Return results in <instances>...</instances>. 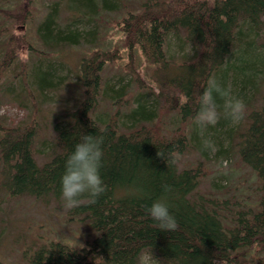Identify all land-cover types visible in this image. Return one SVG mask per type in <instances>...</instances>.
Instances as JSON below:
<instances>
[{
	"label": "trees",
	"instance_id": "obj_1",
	"mask_svg": "<svg viewBox=\"0 0 264 264\" xmlns=\"http://www.w3.org/2000/svg\"><path fill=\"white\" fill-rule=\"evenodd\" d=\"M40 4L46 12L38 20ZM111 13L119 14L115 23L122 33L112 47L106 39ZM79 22L85 30L76 27ZM83 45L91 48L68 83L55 62L64 64L67 48ZM23 47L28 57L20 61ZM122 50L132 59L130 80L116 89L103 81V72L122 59ZM0 51V86L19 85L18 97L28 95L37 111L24 122L0 123V178L9 195L63 199L65 162L82 133L104 137L100 174L106 190L95 203L85 194L65 218L91 220L95 235L91 230V239L78 247L43 241L25 253L23 264H139L145 255L160 264H264V0H0ZM34 57L49 64L41 67ZM212 79L246 105L245 123L234 131L225 127L230 118L215 92L218 123L203 131L194 123L198 97ZM60 91L74 104L56 118L54 152L40 164L39 107ZM104 100L112 108L106 116L97 112ZM170 112L178 124L164 132L161 114ZM200 131L221 147L225 136L237 151L257 180L253 202L198 192L207 167L202 159L182 165V158L196 147ZM157 199L169 205L176 231L160 230L148 215Z\"/></svg>",
	"mask_w": 264,
	"mask_h": 264
},
{
	"label": "rangeland",
	"instance_id": "obj_2",
	"mask_svg": "<svg viewBox=\"0 0 264 264\" xmlns=\"http://www.w3.org/2000/svg\"><path fill=\"white\" fill-rule=\"evenodd\" d=\"M42 4L38 5L40 11L38 20L46 12ZM67 15L68 10L65 6V9L62 11V19H65ZM117 15L119 14L111 13L107 17L109 22L106 39L112 42L110 43V47L117 45L122 37L121 31L115 23ZM76 27L85 30L87 24L79 22ZM24 30H18L15 33L23 34ZM173 45L175 47L174 43ZM87 47L89 46L83 45L67 48V56L64 58L65 63L55 62L63 66L61 68L62 72H67L68 83L75 81L76 73L74 69L77 68L78 61L86 52ZM38 48L46 51L42 46H38ZM125 52V50H122V59L117 60L116 63L108 64L103 72V81H108L109 84L115 83L116 89L120 88L123 82L127 83L130 80L129 62L132 59ZM1 54L2 51H0V68L4 66V59H1ZM18 56L20 61L27 60V47H23L19 51ZM32 60L41 63V67L49 64V62L47 63L42 58L38 59L34 57ZM144 65H142V68ZM138 71H140V68ZM120 79H122V82L119 83ZM144 80L151 85L153 84L149 78L145 77ZM246 91L249 93L250 90ZM18 92L19 85L17 84H13L11 87H8V84L0 86V123L16 124L28 120L34 114L37 117V111H34L31 103L28 102L30 97L28 95L22 96V100L27 101L22 102L21 97H18ZM261 92H264V90H261ZM252 95L253 91L249 97ZM150 96L152 97V94L148 92L146 98L150 99ZM48 97L49 100L43 102L41 105L39 104V134L35 147L37 150L36 158L40 164L49 159L54 152V124L55 122L57 124L61 123V120L56 118L67 116L69 112L68 108H71L74 104V101L66 100L70 98V95H67L65 91L53 92ZM110 105V100L101 102L97 109L98 114L102 113L106 116L109 111H112ZM161 115L163 119L159 122L163 126L164 132H167L168 129H172L178 124L175 113L170 112V114ZM242 121L238 124H233L230 119L229 124L225 127H228V130L234 131L240 124L243 125L245 123V121H243L244 123ZM221 139L223 142L222 147L213 144L212 148L205 149L202 145L203 143L201 144L200 142L204 140L203 132L200 131L199 137H197L194 143L196 147H191L186 152L182 158V165L188 166L200 159L204 161L208 173L202 180L198 192L213 194L217 198H249V202H253L254 188L257 186L256 177L250 172L249 168L242 166L239 162L237 151L230 149L228 139L225 136H221ZM236 142L235 140L232 145H235ZM66 211L67 208L63 199L55 200L51 198L47 202L46 200L35 199L26 195L11 196L4 189L2 179L0 178V260H3L7 264H23L25 253L51 238L72 246H83L84 243L91 239V230L95 235L91 220H89L90 224L84 221L78 223L66 222ZM152 261L155 264H160L149 255L143 256L139 264H152Z\"/></svg>",
	"mask_w": 264,
	"mask_h": 264
},
{
	"label": "clouds",
	"instance_id": "obj_3",
	"mask_svg": "<svg viewBox=\"0 0 264 264\" xmlns=\"http://www.w3.org/2000/svg\"><path fill=\"white\" fill-rule=\"evenodd\" d=\"M214 92L223 100L224 114L233 124H238L245 115L246 105L242 99L233 96L230 90L222 88L215 79L209 80L207 87L198 97L199 110L194 117V123L201 131L209 125L215 126L220 119ZM183 101L187 102L186 96L183 97ZM103 142L102 135L82 133L80 141L75 144L74 150L68 156L61 177L62 198L66 208L72 209L79 206L85 194L90 203H95L96 198L105 192L106 186L100 174L104 155ZM203 146L205 149L212 148V141L204 140ZM157 156L163 159L164 154L158 151ZM171 162L174 163V160ZM163 187L165 191L169 190L167 185ZM147 213L157 222V227L162 231H176L179 227L175 216L169 211V205L162 199L153 201L147 208ZM152 264L155 262L152 261Z\"/></svg>",
	"mask_w": 264,
	"mask_h": 264
}]
</instances>
